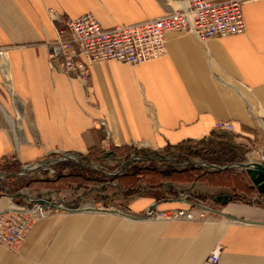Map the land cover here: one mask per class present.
Wrapping results in <instances>:
<instances>
[{
  "label": "crops",
  "instance_id": "1",
  "mask_svg": "<svg viewBox=\"0 0 264 264\" xmlns=\"http://www.w3.org/2000/svg\"><path fill=\"white\" fill-rule=\"evenodd\" d=\"M177 6V0H0V162L34 166L105 143L156 151L195 143L223 147L224 156L239 159L226 166L253 185L240 163L264 165L251 152L264 146V0L244 1L241 34L202 40L168 30L167 52L158 59L94 63L89 98L61 58L49 61L48 44L70 37L66 16L92 12L111 28ZM217 121H232L234 130L216 129ZM222 132V138L215 134ZM27 171L0 174V209L10 198H61L63 191L11 190ZM163 189L176 192L158 198L145 188L123 206L107 203L127 214L77 210L44 217L17 251L0 244V264H264V201L254 200L256 187L236 200L237 185L166 182ZM222 194L231 197L225 204L216 199ZM195 201L215 210L201 217ZM152 206L192 208L195 219L135 216ZM218 246L215 263L209 257Z\"/></svg>",
  "mask_w": 264,
  "mask_h": 264
},
{
  "label": "built area",
  "instance_id": "2",
  "mask_svg": "<svg viewBox=\"0 0 264 264\" xmlns=\"http://www.w3.org/2000/svg\"><path fill=\"white\" fill-rule=\"evenodd\" d=\"M245 0H177L178 6L163 15L149 18L133 24H117L104 28L92 12L77 17L66 16L63 20L70 31L67 39H57L48 44L49 61L61 58L63 70L72 78L82 81L87 88V98L92 87L88 84L89 66L103 60H115L136 65L152 59H158L167 52L168 30L177 33H194L202 40L212 37L241 34L246 25L243 15ZM5 51L0 50V54ZM105 124L104 121H102ZM215 128L221 131H233L232 121H217ZM110 147L109 143L103 146ZM264 163V146L251 149ZM67 155L51 162L48 166L54 171V163L67 160ZM35 166V165H34ZM217 167L216 164L213 165ZM23 170L30 169L23 165ZM188 194H184L187 198ZM264 201V194L257 193L255 199ZM24 203L9 199V204L0 209V244L7 249L17 251L23 244L35 223L56 213H68L77 210H94L99 212H117L127 214L124 210L97 203H71L63 195L60 199L36 198L27 196ZM192 206L202 208L200 216L204 217L215 207L203 201L191 202ZM149 219L178 220L195 219L192 208L160 210L149 207L142 214H135ZM210 260L217 263L220 258V246L210 254Z\"/></svg>",
  "mask_w": 264,
  "mask_h": 264
},
{
  "label": "trees",
  "instance_id": "3",
  "mask_svg": "<svg viewBox=\"0 0 264 264\" xmlns=\"http://www.w3.org/2000/svg\"><path fill=\"white\" fill-rule=\"evenodd\" d=\"M215 134L220 138L226 135L225 132ZM186 146L180 144L157 150L160 156L173 153L172 149L177 150L174 157L177 165L165 160L162 162V166L152 160L147 162L134 160L124 166V162L129 160L133 153H139L134 145L110 144L108 149L101 145H95L89 147L86 153L80 154V157L87 164L101 166L102 170H88L80 163L67 160L54 165L56 171L53 175L42 178L21 176L10 189L15 191L23 186L34 185L56 190L74 186L96 187L104 193L106 202L119 206L127 204L145 188L155 190L158 198L174 194L175 190H169L168 193L164 191L166 182L178 183L183 186H188L194 181H202L216 187L237 185L241 193L231 195L235 200L253 195L255 187L247 181V177L242 172H238L235 168L218 169L207 168L203 165H181L188 157H199L208 164L215 163L219 166H226L239 160L234 156H224L225 149L223 147ZM21 169L22 164L17 160L11 164L7 163L4 168L9 172H19ZM115 182L117 184H114Z\"/></svg>",
  "mask_w": 264,
  "mask_h": 264
},
{
  "label": "rangeland",
  "instance_id": "4",
  "mask_svg": "<svg viewBox=\"0 0 264 264\" xmlns=\"http://www.w3.org/2000/svg\"><path fill=\"white\" fill-rule=\"evenodd\" d=\"M185 145H187L188 147L192 146V147H198V148L210 146V145H202V144H195V143L185 144ZM135 147L137 148L139 153H133L131 158L124 162V166L126 164H128L129 162L134 161V160L145 161V162H147L149 160H152L153 162H155L159 166H162V162L165 160V161H168V162H171V163L177 165V163L175 162V159H174L175 151H177L175 149H172L174 152L170 153L167 156H160L157 153L156 150L143 148L141 145H137ZM210 147H212V146H210ZM214 147H216V146H214ZM221 156H223V155L221 154ZM67 158H68L67 159L68 161L71 160V161H73L75 163H80V164L86 166L88 168V170L89 169H92V170H99L100 169V170H102L101 166H99V165L87 164L86 162H83L81 160L80 156H72V155L68 154ZM67 160H63V161H60V162H64V161H67ZM51 162L39 163L38 165H35V166L31 165L30 166L31 167L30 171L25 170V171H27V173H25L26 175H24V176H29V177L30 176H34V177H37V178H42V177H47V176L53 175L55 173V171H56L55 170V166H53L54 167L53 168L54 171H50V169L47 166ZM55 164L56 163H54V165ZM5 165H7L6 161L0 162V174L1 175L5 171L4 170ZM181 165H183V166L203 165V166H206L207 168H214L213 165H215V163L208 164L206 161H203L199 157H188L183 163H181ZM215 168H217V167H215ZM105 169H107V168L105 167ZM107 174L109 175L111 173H107ZM2 179L3 178H0V180H2ZM10 181H12V180H6L5 182H3V184L5 183L7 185V183H9L8 185H10ZM114 184H117V182H115ZM30 187L32 188V190H28L27 191V189L30 188ZM38 189H48V188L39 187L37 185H34V186H23L22 188H19V189L15 190L14 192H16V191L20 192V190L21 191L24 190V191H27L28 193H30L32 195V193L34 191H37ZM50 190L63 191L62 196L65 195V198L69 202H71V203L75 202V204L78 203V201L79 202H83V203H85V202L92 203L93 202V203H97V204H100V205H107V203H108V202H106L104 200V193L101 191L100 188H96V187L74 186L73 188H65V189H61V190H56V189H50ZM76 195H79V196L76 197Z\"/></svg>",
  "mask_w": 264,
  "mask_h": 264
},
{
  "label": "water",
  "instance_id": "5",
  "mask_svg": "<svg viewBox=\"0 0 264 264\" xmlns=\"http://www.w3.org/2000/svg\"><path fill=\"white\" fill-rule=\"evenodd\" d=\"M243 168H246V171L249 175V178L253 185L257 188L259 193L264 194V165L259 166L254 163H240ZM218 169L228 168L229 166H218ZM217 201L220 203H227L231 197L228 194L218 195L216 197Z\"/></svg>",
  "mask_w": 264,
  "mask_h": 264
}]
</instances>
